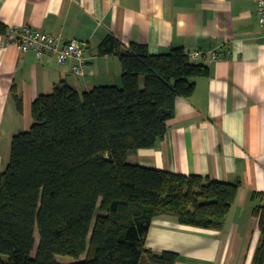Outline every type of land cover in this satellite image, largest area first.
Wrapping results in <instances>:
<instances>
[{
	"label": "crops",
	"instance_id": "1",
	"mask_svg": "<svg viewBox=\"0 0 264 264\" xmlns=\"http://www.w3.org/2000/svg\"><path fill=\"white\" fill-rule=\"evenodd\" d=\"M255 0H0V176L12 138L32 126V104L64 83L79 93L121 86L114 54L99 55L112 37L122 49L142 44L150 55L171 49L216 51L219 60H193L210 74L195 79L189 98L152 149L128 156L134 166L239 184L221 231L183 226L167 216L151 221L145 246L178 254L176 264H253L259 245L256 206H264V27ZM87 43L83 78L71 62L22 52L9 43L21 29ZM14 94L22 100L18 112Z\"/></svg>",
	"mask_w": 264,
	"mask_h": 264
},
{
	"label": "trees",
	"instance_id": "2",
	"mask_svg": "<svg viewBox=\"0 0 264 264\" xmlns=\"http://www.w3.org/2000/svg\"><path fill=\"white\" fill-rule=\"evenodd\" d=\"M7 32L0 21V35ZM108 54L119 58L120 87L79 93L55 85L33 102L30 130L12 138L0 176V264H59L56 255L72 264H176L178 254L145 246L154 218L223 230L239 184L127 161L164 138L176 99L191 97L209 68L180 48L150 55L145 45L122 49L112 37L99 49ZM14 101L21 112V98ZM252 213L260 232L253 264H264V206Z\"/></svg>",
	"mask_w": 264,
	"mask_h": 264
},
{
	"label": "built area",
	"instance_id": "3",
	"mask_svg": "<svg viewBox=\"0 0 264 264\" xmlns=\"http://www.w3.org/2000/svg\"><path fill=\"white\" fill-rule=\"evenodd\" d=\"M258 21L264 27V0H255ZM9 43L14 44L20 51L33 52L39 56H54L59 65L71 62L72 73L79 78L85 75L87 43L70 39L65 41L60 35L40 32L30 27L21 29L15 36H10ZM192 60H219L216 51L186 52Z\"/></svg>",
	"mask_w": 264,
	"mask_h": 264
},
{
	"label": "rangeland",
	"instance_id": "4",
	"mask_svg": "<svg viewBox=\"0 0 264 264\" xmlns=\"http://www.w3.org/2000/svg\"><path fill=\"white\" fill-rule=\"evenodd\" d=\"M38 242H39L38 234H37V232H35V246H34V249L32 251V254H31L33 258L36 255ZM54 258H55V261L59 264H72V263L76 262L74 258L68 257V256L56 255V256H54ZM84 259H85V256H82L79 260H84Z\"/></svg>",
	"mask_w": 264,
	"mask_h": 264
}]
</instances>
